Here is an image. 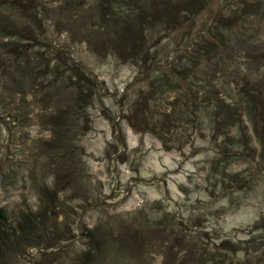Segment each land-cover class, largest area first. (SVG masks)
Masks as SVG:
<instances>
[{"label": "rangeland", "instance_id": "374dc122", "mask_svg": "<svg viewBox=\"0 0 264 264\" xmlns=\"http://www.w3.org/2000/svg\"><path fill=\"white\" fill-rule=\"evenodd\" d=\"M145 1L0 0V208L9 217L0 232V264L79 263L87 250L88 264H213L216 257L220 264L230 258L264 264V231L253 230L264 217L262 139L253 126L246 122L252 151L242 145L235 149L242 159L225 158L229 141L224 144L221 131L217 142L213 139L209 115L214 113L207 103L200 98L205 111H197L188 102L198 91L189 81L182 83L186 98L178 101L188 122L168 125L170 132L159 128L163 139L138 131L147 102L137 99L140 92L148 96L150 87L140 54L166 58L183 37L203 34L222 14V5L241 0H155L149 8ZM260 19L253 29L264 47ZM4 44L13 48L11 55ZM49 64L67 71L63 80L54 82L58 75L49 76ZM21 71L33 76L30 86L37 83L15 96L9 81ZM252 71L248 84L262 80L263 69ZM74 89L79 103L93 92L91 129L83 136L67 134L62 145L49 120ZM174 102L170 93L148 105L170 112ZM97 118L108 121L120 141L124 124L148 150L140 144L113 159L115 148L108 145L96 160L88 141ZM70 128L76 130L73 123ZM157 147L169 159L170 171L151 156ZM227 164L235 176L225 175ZM54 192L52 208L47 194L54 198ZM40 197L47 200L46 213ZM26 215L31 221L25 222ZM40 241L45 249L37 247ZM248 241L253 250L250 244L246 253L234 254Z\"/></svg>", "mask_w": 264, "mask_h": 264}, {"label": "trees", "instance_id": "16d2710c", "mask_svg": "<svg viewBox=\"0 0 264 264\" xmlns=\"http://www.w3.org/2000/svg\"><path fill=\"white\" fill-rule=\"evenodd\" d=\"M106 1L113 3L116 0ZM156 1L158 2V0ZM150 2L153 3L155 0H146L144 7H151ZM221 9L222 14L210 21L203 34L197 37H190L189 35L183 37L181 44L179 43L166 58L164 56L159 58V53L152 54L151 56L147 53L144 56L140 54L139 57H142L141 62L143 63L142 68L147 73L145 78L150 87L148 96L140 92L137 99L138 104L142 101L147 102V104L143 105L144 107L147 106L144 110V127L138 131L145 133L153 132L155 135H161L163 139L164 136L162 135V131H158L159 128L161 130L162 127L164 131L169 130L170 132L168 125L173 127L175 124L188 122V118L182 117L181 106L178 101L186 98V95L182 94V83L190 81V85L196 86L198 91L197 95H193L190 100L188 99V102L196 105L197 111H205L201 106V99L207 103L209 106L206 108L209 111L212 109L214 113V115H209L213 118L212 124L215 122L214 126L209 124L213 130V139L217 142L220 136L218 133L221 131V136L225 138L224 144L229 141L228 144L231 146V150L228 151L229 156L224 153L225 158L231 157L232 159L238 157L242 159L243 156L240 153L238 155L237 151H235L237 147L242 145L247 150L252 151V146L250 147L252 142L249 135L250 127L246 124L247 122L253 126L258 137L262 139V152L260 156L264 160V73L262 80L248 84L249 79L254 75L252 71L254 67L257 68L258 73L260 70H264V47L258 40L259 30L253 29L256 18L262 17L259 21L264 20V0H241L236 6L226 4L225 6L222 5ZM141 10H143V7ZM9 36L5 35V38ZM126 41H124V44ZM3 47L5 48L4 52L8 51L9 55H11L10 51H13L11 45L4 44ZM158 63L165 65H158ZM160 66L162 68L164 66L169 68V72H162L158 68L155 69ZM48 67L50 77L51 75L53 77L58 75V77H55L54 82L57 81L56 79L63 80L67 74V71H64L61 67L51 69L50 64ZM31 69L32 72L36 70L34 67H31ZM150 69L155 72L154 76L148 75ZM24 71H21V76L11 78L9 81V86L15 89V96L17 94L26 95L29 88L33 90L37 83L34 81L30 86L29 82L30 79H33V76ZM167 78L170 81H167ZM223 84L229 85L224 86ZM83 87L82 85L78 86V90H84ZM78 92L77 89H74L70 93V97L66 103L61 108L55 109L54 113L50 116L49 121L54 129L56 140H59L62 145L65 144L66 139L69 137L67 134L76 132L79 136H83L91 129L88 123V120H90L88 108L93 105V92L90 95H85V99L81 97L82 102L80 103L77 99ZM170 93H174L176 96V102L172 103L173 107L170 112H158L148 105L149 101H160L165 95ZM66 106L68 107L64 109ZM82 118L85 121L80 125L79 122ZM219 119H223V122H217ZM197 120L200 121V118H197ZM71 123H73L76 130H71ZM129 124L132 127H136L133 121H130ZM243 139L244 141H242ZM230 165H226L224 172L228 177L235 176L228 172ZM56 194L57 192L53 193L54 198H51L47 194V198L52 202V208H54V202L57 200L55 198ZM46 201L45 198L40 197L44 213L48 209L46 207L48 204H45ZM31 217V215H26L24 218L25 222L31 221ZM33 217H37V214ZM8 218L7 211L0 208V232L4 231L3 227L8 222ZM253 230L258 232L264 231V217L256 223ZM88 237H90L89 234ZM8 238L11 239L10 236ZM226 242L224 241V243ZM224 243L222 245H225ZM252 243L253 241H248L236 246L233 249L234 254H237L239 251L246 253L249 250L250 244L253 250ZM44 246L41 241L37 244V247L41 249H45L46 247ZM246 255H249V253ZM90 256L91 252L87 250L83 253L79 263L73 262L72 264H88L87 258ZM233 259H225L221 264H226L228 261L229 264H250L248 260L245 263H236L234 262L235 259ZM217 260V257L216 259H212L213 264H220Z\"/></svg>", "mask_w": 264, "mask_h": 264}, {"label": "crops", "instance_id": "0c3cea01", "mask_svg": "<svg viewBox=\"0 0 264 264\" xmlns=\"http://www.w3.org/2000/svg\"><path fill=\"white\" fill-rule=\"evenodd\" d=\"M120 127L122 131L121 139H123V141L119 140L118 131L112 133V129L108 121H106L105 119H101V118L96 119V128H95L96 132L95 133L93 132V134L91 135L88 141V145L93 147V149L95 150V151L90 150L89 153H93L94 154L93 157L96 160H99L100 158L103 157L105 148L108 145L113 146L115 148L114 154L112 156L113 159L116 158L117 156H120L121 154L124 155V151L130 152L131 150L137 149L140 146V144L145 146L144 144L145 141L143 140V142L141 143L142 138H140L138 134H135L132 130H131L132 133L130 134L129 133L130 129L124 124H122ZM144 138H148V137H144ZM146 150H148L147 147H146ZM157 150L158 151L156 153H151V154H154V156L153 155L151 156L153 158H157V159L159 158L160 164L162 163V166L166 168L168 171H170L171 166H170V161H168L169 159L159 152V147H157ZM157 163L159 164V161H157ZM112 165L115 168V170H120V167H118L116 163H112ZM159 167L160 165L158 166V168ZM94 169L95 171L98 170V166L95 165ZM148 170L149 169L141 171V175L146 174ZM153 170H156V169H153Z\"/></svg>", "mask_w": 264, "mask_h": 264}]
</instances>
